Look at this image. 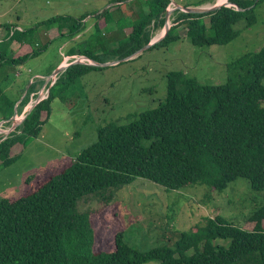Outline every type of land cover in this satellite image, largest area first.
I'll list each match as a JSON object with an SVG mask.
<instances>
[{
	"label": "trees",
	"instance_id": "1",
	"mask_svg": "<svg viewBox=\"0 0 264 264\" xmlns=\"http://www.w3.org/2000/svg\"><path fill=\"white\" fill-rule=\"evenodd\" d=\"M125 1L113 0L104 11L79 18L51 16L22 30L17 28L19 20L6 23L3 27L11 36L0 42V65L22 66L45 52L55 36L74 38L86 28L83 21L88 17L96 34L106 31L112 13ZM136 1L145 6L143 14L127 30V38L112 49L114 62L132 58L150 42L172 3ZM228 2L230 7L199 14L176 9L168 33L149 49L178 40L173 33L180 26L193 46L225 45L239 34V23L244 27L256 23V9L264 0ZM12 43L18 49L8 50ZM68 53L76 55L73 49ZM77 55L99 62L89 53ZM102 68L73 64L59 74L47 97L0 141V170L17 160L16 148L40 135L51 116L52 102L65 103V93L76 80ZM165 78V97L155 109L127 114L98 128L93 144L27 177L19 197L0 200V264H264V204L249 213L242 227L220 216L204 217L187 232H168L172 245L145 252L129 246L125 231L115 232V226L109 227L111 242L101 243L94 214L109 209L115 194L136 178L166 191L204 185L216 193L243 178L264 200V47L228 63L223 85H202L181 71H170ZM34 87L30 86L22 106ZM0 105L9 111L3 115L6 121L14 102L3 87ZM91 198L101 208L80 212L78 203Z\"/></svg>",
	"mask_w": 264,
	"mask_h": 264
},
{
	"label": "rangeland",
	"instance_id": "2",
	"mask_svg": "<svg viewBox=\"0 0 264 264\" xmlns=\"http://www.w3.org/2000/svg\"><path fill=\"white\" fill-rule=\"evenodd\" d=\"M112 1L0 0V14L7 13L0 17V22L14 24L16 18H19L21 21L18 24L27 28L55 14L75 18L97 14L99 10L111 5ZM216 1L170 0L172 3L168 8L178 6L207 9L218 5ZM62 3L72 4L70 10L66 12ZM54 6L58 7V11L49 8ZM144 8L137 1L130 4L124 2L119 11L112 13L108 29L98 34L93 28H89L90 23L85 22V19L83 23L86 28L79 35L72 39L66 36L63 40L55 36L45 52L25 63V69L31 70L33 74L48 76L58 68L55 66L61 61L68 64L72 60H79L90 64L91 61L77 55L79 52L91 54L101 64L114 62L110 60L112 49L118 41L127 38V30L139 20V16L143 14L140 11ZM174 11L168 19L170 27L176 17ZM163 18L165 20V14ZM207 21L208 19L203 20L205 25ZM149 27L151 30L152 23ZM236 29L239 31L237 37L225 45L196 47L185 38V29L180 26L173 33L179 39L167 47L146 49L144 46L131 59L102 70L89 71L76 80L65 93V103H60L59 100L52 102L51 116L44 123L40 135L29 139L25 146L16 148L19 155L17 160L0 170V200L19 197L27 177L44 172L50 164L63 157L71 159L93 144L98 128L127 114L155 109L165 97V76L168 72L181 71L202 85H223L226 82L228 63L245 53L256 52L264 47V3L256 9L254 25L244 27L241 22ZM163 33L164 24L153 31L150 42L157 41ZM66 41L68 45L60 49ZM68 49H73L76 55L65 60L63 57L69 54ZM11 77H14L13 73ZM5 124L0 132V141L4 140V132L12 127L11 124ZM263 204L261 195L253 192L248 181L243 178L231 182L219 193L211 192L204 185L166 191L150 181L136 178L115 194L109 209L94 214L93 224L100 228L99 235L103 237L101 243L111 242L109 227L115 226V232L125 231L124 240L129 246L145 252L154 247L172 245L168 232H187L204 217L220 216L242 227L249 213ZM98 208H101V203L95 198L78 203L80 212H94ZM218 242L227 244V241Z\"/></svg>",
	"mask_w": 264,
	"mask_h": 264
},
{
	"label": "crops",
	"instance_id": "3",
	"mask_svg": "<svg viewBox=\"0 0 264 264\" xmlns=\"http://www.w3.org/2000/svg\"><path fill=\"white\" fill-rule=\"evenodd\" d=\"M135 1L136 0H127L125 2H126V4H130V3H133ZM71 5L72 4H69V3H62L61 4L62 8H64L66 12L70 10L69 8L71 7ZM49 8L55 9V11H58L57 10L58 7H56V6H54L53 8H51V7H49ZM105 9L106 8H104V10ZM104 10H99V12H102ZM55 13H58V12H55ZM6 14L7 13L4 12V13L0 14V17H4ZM55 15H59V14H55ZM131 16L133 17V15H131ZM16 20H19L17 23H19L21 21L19 18H16ZM85 21L90 23L89 28L93 27L94 24H93V21L90 17L86 18ZM6 23H11V22H5V23L0 22V42L4 39H8L11 36V33H9L7 31V29L3 27ZM17 25H18L17 28L19 30L23 29V27H21L19 24H17ZM152 28H153V26H152ZM64 45H68L67 41L64 42V44L62 43V45L60 46V49H62ZM15 49H18L17 43H12L8 48V50H10V51H14ZM68 51H69V49L67 50V53H68ZM61 54H64V53L61 51ZM64 57H70V55L65 54ZM61 62H58L55 67L59 66ZM11 68L12 67H10V66H4V65L1 66L0 65V87H3V91L8 96L9 100L11 102H14L12 114L10 115V118L6 121L3 119V115H4V113L8 114L9 111H8V109H6V106L0 105V122H7L5 125L11 124V126H12L13 121L11 120V118L15 117L17 115L25 116V114H27V111L29 109V104L33 103L34 99L37 97L38 93L40 92V90L43 87L47 88V84L45 86V83H47L46 82L47 79L52 75L53 72L51 74L49 73L48 76H42L38 73L33 74V72L31 70L25 69V64H23L22 66L13 67L14 70H12V71H11ZM12 73H13L14 77H11ZM41 82H43V83L40 84ZM32 85H35L34 90H32V92L29 94L28 102L22 106L21 102L24 99V97L26 96L30 86H32ZM17 122L14 124V126L17 124ZM15 127H17V125Z\"/></svg>",
	"mask_w": 264,
	"mask_h": 264
},
{
	"label": "water",
	"instance_id": "4",
	"mask_svg": "<svg viewBox=\"0 0 264 264\" xmlns=\"http://www.w3.org/2000/svg\"><path fill=\"white\" fill-rule=\"evenodd\" d=\"M170 4H171V3H170ZM170 4H169V5H170ZM175 6H176V5H175ZM230 6H231V4H230V3L228 2V0H227L226 3H224V4H221V5H215V6H212V7H210V8H207V9H201V8H198V7H186V8H183V7H178V6H176V8H174V9H169V8L167 7V9H166V13H165L164 33H163V35H162L161 38H159L157 41L149 42V43L145 46V48L147 49V48H149L150 46L154 45L155 43L161 41V40L163 39V37L168 33V31H169V29H170V25L168 24V19H169L170 14H171L174 10H176V9H180L181 11L186 12V13H198V14H199V13H206V12L215 11V10H218L219 8H221V7H230ZM237 10H240V9L237 8ZM83 58H85V59L88 60V61H91L90 64H88V65H94V66H99V67H107V66L115 65V64H117V63H119V62H121V61H127V60L130 59L131 57H128V58L123 59V60H121V61H117V62L115 61V62L103 63V64H101V63H97V62H95V61H93V60H90V59H88V58H86V57H83ZM73 64H85V63H83V62H81V61H79V60H75V61H73V62L68 63L67 65H64L63 62H61L60 65L58 66V68L55 69V70L53 71L52 75L47 79V81H46L47 83H45V86H46V84H48L49 82L52 83V80L55 81V80L57 79V76H58L59 74H61L63 71H65V69H66L67 67H69L70 65H73ZM51 83H50L49 86L47 87V92H49V88L52 86ZM36 99H37V97H36ZM36 104H37V100H35L34 103H32V104L29 106V109H28V111H27V114L32 110V108H33ZM27 114H25V116L23 117L22 120L25 119V117L27 116ZM11 120L14 121V120H15V117H12ZM22 120H21V121H22ZM18 124H20V122H19ZM18 124H16V125H18ZM16 125H15V126H16ZM15 126H12V128H11V130L8 132V134L16 128Z\"/></svg>",
	"mask_w": 264,
	"mask_h": 264
},
{
	"label": "built area",
	"instance_id": "5",
	"mask_svg": "<svg viewBox=\"0 0 264 264\" xmlns=\"http://www.w3.org/2000/svg\"><path fill=\"white\" fill-rule=\"evenodd\" d=\"M71 58V56L70 57H63V59H65V60H68V59H70ZM72 61H75V60H72ZM63 64H66L67 65V63H64L63 62ZM56 81V80H55ZM54 80H52V83L51 82H49V84L51 83V85H53L54 84V82H55ZM47 95H48V92H47V88L46 89H44L43 91H41V92H39L38 93V95H37V99L35 98L34 99V101L35 100H37V103H39L41 100H43V99H45L46 97H47ZM34 101H33V103H34ZM31 104H29V106H30ZM23 117L24 116H19V115H17V116H15V120L13 121V123H12V126H14V124L17 122V124L19 123V122H21V120L23 119ZM5 123H7V122H0V132H1V129H2V126H3V124H5ZM12 128V127H11ZM11 128H9V130H7V131H5L4 132V138L7 136V135H9L8 134V132L11 130Z\"/></svg>",
	"mask_w": 264,
	"mask_h": 264
},
{
	"label": "bare ground",
	"instance_id": "6",
	"mask_svg": "<svg viewBox=\"0 0 264 264\" xmlns=\"http://www.w3.org/2000/svg\"><path fill=\"white\" fill-rule=\"evenodd\" d=\"M226 1H227V0H221V2H220L219 5L226 3ZM216 2H217V4H218V3H219V0H217Z\"/></svg>",
	"mask_w": 264,
	"mask_h": 264
}]
</instances>
